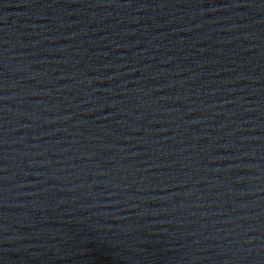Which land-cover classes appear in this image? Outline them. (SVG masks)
Here are the masks:
<instances>
[{"label":"water","instance_id":"95a60500","mask_svg":"<svg viewBox=\"0 0 264 264\" xmlns=\"http://www.w3.org/2000/svg\"><path fill=\"white\" fill-rule=\"evenodd\" d=\"M0 264H264V0H0Z\"/></svg>","mask_w":264,"mask_h":264}]
</instances>
